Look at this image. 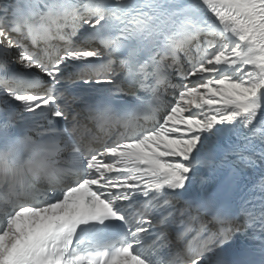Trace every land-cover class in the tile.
I'll use <instances>...</instances> for the list:
<instances>
[{"label":"snow or ice","instance_id":"snow-or-ice-1","mask_svg":"<svg viewBox=\"0 0 264 264\" xmlns=\"http://www.w3.org/2000/svg\"><path fill=\"white\" fill-rule=\"evenodd\" d=\"M0 264H264V0H0Z\"/></svg>","mask_w":264,"mask_h":264}]
</instances>
